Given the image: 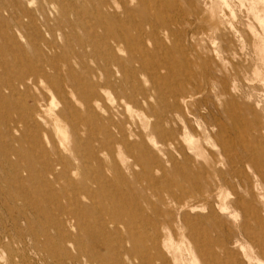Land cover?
I'll use <instances>...</instances> for the list:
<instances>
[{
  "label": "rangeland",
  "instance_id": "374dc122",
  "mask_svg": "<svg viewBox=\"0 0 264 264\" xmlns=\"http://www.w3.org/2000/svg\"><path fill=\"white\" fill-rule=\"evenodd\" d=\"M44 74L77 174L21 112ZM1 79L0 264H264V0H0Z\"/></svg>",
  "mask_w": 264,
  "mask_h": 264
},
{
  "label": "bare ground",
  "instance_id": "6f19581e",
  "mask_svg": "<svg viewBox=\"0 0 264 264\" xmlns=\"http://www.w3.org/2000/svg\"><path fill=\"white\" fill-rule=\"evenodd\" d=\"M34 73H37V71ZM53 81L54 80L46 74H44L43 78L38 82L34 81V83H36L38 93L34 95V102L32 101L33 104L31 106H27L22 102L21 112L23 114V118L26 119V123L38 129L34 140L36 143L42 142V144H40L42 154L48 157L49 161L51 160L53 154L58 155L56 162H53L52 159V162L46 163L45 167L42 169L45 176L50 175L54 178H58L63 175H67L71 171H74V173L77 174L79 172V166L73 167L70 163L73 160H79L81 156L86 154L87 151H80L81 149L78 145L71 144V141L78 139V131L76 132V128L79 127L80 120L73 118L67 105L61 108L59 107L58 103L56 102V96L53 94L52 89L50 88L53 85ZM0 87V102L2 103L7 102L11 97L20 95L22 87L25 88L24 90L26 92L30 88L29 86L25 87V83L23 82L17 86H10L9 84H6L3 79H1ZM46 93L51 95L50 99H45L42 97L44 95L46 96ZM69 128L75 130L71 141L69 136ZM95 132V130L90 131L89 138L92 139L95 135ZM56 137H58L60 140H56ZM64 157L67 158L69 164L64 163ZM110 208L113 209L112 206H110Z\"/></svg>",
  "mask_w": 264,
  "mask_h": 264
}]
</instances>
